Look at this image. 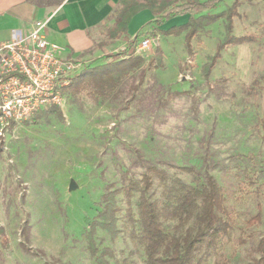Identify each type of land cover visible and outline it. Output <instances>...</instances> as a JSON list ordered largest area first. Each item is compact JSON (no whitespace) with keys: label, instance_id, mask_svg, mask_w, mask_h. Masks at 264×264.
I'll use <instances>...</instances> for the list:
<instances>
[{"label":"rangeland","instance_id":"rangeland-1","mask_svg":"<svg viewBox=\"0 0 264 264\" xmlns=\"http://www.w3.org/2000/svg\"><path fill=\"white\" fill-rule=\"evenodd\" d=\"M231 2L207 13L226 11ZM236 12L232 34L252 42L222 46L224 18L203 23L189 45L186 32L160 33L189 15L159 31L149 23L138 32L149 47L135 54L144 63L108 98L71 89L60 107L0 137V264H98L88 247L91 231L104 264H145L132 235L139 232L137 201L147 171L166 176L164 184L151 177L146 196L155 203L173 180L200 188L211 178L220 189L230 228L195 257L197 264H255L264 237V0L242 2ZM104 30L107 50L87 66L109 62L107 55L126 47ZM155 40L162 63L147 67ZM129 184L131 220L122 192ZM106 205L115 210L114 237L97 224ZM258 213L259 222L248 225ZM164 229L175 234V223Z\"/></svg>","mask_w":264,"mask_h":264},{"label":"trees","instance_id":"trees-1","mask_svg":"<svg viewBox=\"0 0 264 264\" xmlns=\"http://www.w3.org/2000/svg\"><path fill=\"white\" fill-rule=\"evenodd\" d=\"M221 1L119 0L116 8L107 18L108 22L112 21V25L105 28L104 36L110 40L122 39L126 43V47L120 52L107 55L106 59L109 62L97 66H86L81 73L71 79L67 92L71 89L72 91L89 89L91 96L97 100H103L110 96L124 78L141 67L144 63L143 58L133 53L136 44L140 41V36L138 34L130 39L127 26L130 20L143 10H148L153 16L151 23L156 29L174 17L189 15L185 24L160 31L164 36H178L180 33L186 32L188 45L203 23H213L221 18L226 21L222 46H238L252 42L251 36H234L232 34V19L236 17L240 3H253L258 0H232L226 11L217 14L207 13L217 8ZM99 45L103 46V44ZM157 63L158 65L162 63L161 51L158 46H156L147 67H151L153 64L156 67ZM262 78L264 82V74ZM34 118L33 122H35ZM14 127L15 125L11 123L8 132H11ZM260 128L264 131V90ZM179 171L183 172L184 170L179 169ZM153 175L164 184L166 180L164 172H153ZM152 176L151 171H147L140 180L142 191H140L137 201L139 232L132 235V238L143 250L145 264H197L195 257H199L200 254L204 256L211 251L215 240L230 228L220 189L211 178H208L200 188L186 185L180 180H173L170 186H164L162 201L155 203L146 196ZM133 191L134 185L132 184L122 189L129 220L132 218L130 200ZM98 217L100 222L97 224L105 229L111 237H114L118 232L115 226V210L106 205ZM259 220L258 213L248 221V225L253 226ZM165 222L175 223V234L170 235L165 231ZM189 223V227L185 228ZM92 232L88 234L90 253L96 257L98 264H104L102 259L96 256L97 251ZM4 241L5 239L2 237L3 245ZM258 251L260 257L255 264H264V237L258 245Z\"/></svg>","mask_w":264,"mask_h":264},{"label":"built area","instance_id":"built-area-1","mask_svg":"<svg viewBox=\"0 0 264 264\" xmlns=\"http://www.w3.org/2000/svg\"><path fill=\"white\" fill-rule=\"evenodd\" d=\"M44 28L36 22L30 32L0 43V137L11 123L17 126L41 110L60 107L71 79L89 65L62 58V48L48 41ZM149 44L142 40L133 53Z\"/></svg>","mask_w":264,"mask_h":264},{"label":"crops","instance_id":"crops-1","mask_svg":"<svg viewBox=\"0 0 264 264\" xmlns=\"http://www.w3.org/2000/svg\"><path fill=\"white\" fill-rule=\"evenodd\" d=\"M118 1L0 0V43L9 41L16 34L30 32L34 23L41 22L45 25L48 41L62 48V58L87 64L93 60L100 62L107 50L104 45H99L103 37L100 30L112 25L107 18ZM184 18L179 17L181 20ZM152 21L153 16L148 10L135 15L127 26L130 39L149 23L152 29H156Z\"/></svg>","mask_w":264,"mask_h":264},{"label":"water","instance_id":"water-1","mask_svg":"<svg viewBox=\"0 0 264 264\" xmlns=\"http://www.w3.org/2000/svg\"><path fill=\"white\" fill-rule=\"evenodd\" d=\"M154 45L157 46V40L154 41ZM69 190H72V186H70Z\"/></svg>","mask_w":264,"mask_h":264}]
</instances>
